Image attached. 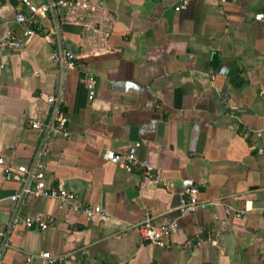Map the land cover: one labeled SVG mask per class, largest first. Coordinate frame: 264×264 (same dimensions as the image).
Instances as JSON below:
<instances>
[{
  "label": "crops",
  "instance_id": "0c3cea01",
  "mask_svg": "<svg viewBox=\"0 0 264 264\" xmlns=\"http://www.w3.org/2000/svg\"><path fill=\"white\" fill-rule=\"evenodd\" d=\"M80 1L89 7L60 9L27 35L15 19L27 10L23 1L0 0V36L14 29L22 39L19 49L0 50V157L16 166L42 155L48 183L105 215L88 218L45 196L17 207L10 196L20 183L0 164L1 261L264 264V23L256 19L264 0ZM60 45L76 55V67L53 60ZM86 70L97 76L93 99ZM59 90L71 137L47 140L30 123L49 117L47 96ZM136 141L164 184L141 189L140 168L105 159L107 150L125 152ZM191 184L209 204L180 217ZM146 209L156 224L178 219L165 246L135 227ZM36 212L54 225L28 228L16 217ZM42 251L56 261L27 260Z\"/></svg>",
  "mask_w": 264,
  "mask_h": 264
},
{
  "label": "built area",
  "instance_id": "2783aa9c",
  "mask_svg": "<svg viewBox=\"0 0 264 264\" xmlns=\"http://www.w3.org/2000/svg\"><path fill=\"white\" fill-rule=\"evenodd\" d=\"M26 6L25 11L20 10L16 13L15 19L18 23L25 27L27 35L35 34L41 30L40 21L43 17L48 15L55 18L60 9H64L71 13H78V10L87 9L89 7L87 2L80 0H47L40 4H35L31 0H22ZM185 7V3H181L178 8ZM256 19L264 23V7L256 14ZM22 46V39L19 37L14 29H7L6 32L0 36V50H16ZM53 60L62 68L76 67L78 60L76 55L60 45L53 53ZM83 81L85 82L89 99H93L97 91V76L93 71H84ZM63 94L58 91L47 96V102L50 105V115L47 119H34L31 121L33 128L41 129L44 133V139H53L57 135H64L71 137L69 128V118L62 109ZM261 135V131H258ZM141 141L134 142L127 151L118 152L107 150L104 153L105 159L113 164L119 165L128 171L136 168L141 169L140 188L143 189L149 185H159L166 182L162 171L151 165L146 159L139 156V148ZM260 147L259 151L263 152ZM0 164L4 165L5 171L10 177L20 183L18 191L10 196V199L16 203V206L24 201L27 196H45L55 198L61 205H69L72 210L81 212L88 218L96 215H105V210L100 205L84 203L78 199L75 192L66 189L59 185L48 183L47 163L45 158L40 155L36 157L30 164H20L11 166L6 163L5 158L0 157ZM209 202L199 198V188L197 185H186L184 187V196L179 205V216H187L195 213L199 209H204ZM231 211L230 209H228ZM235 215L241 216L245 213L244 210L233 211ZM19 217L24 225L28 228L38 227L46 229L55 223L53 217H46L42 212H36L31 215H21ZM140 232L143 240L159 245L165 246L167 238L172 235L179 228L178 219L164 224H156L154 215L150 209H146L143 219L135 226ZM202 240H198L196 244H200ZM191 240H187L184 246H190ZM36 256L46 259L50 263L56 261V257L49 251H42L39 254H29L27 260L31 261ZM0 264H6L0 259Z\"/></svg>",
  "mask_w": 264,
  "mask_h": 264
}]
</instances>
